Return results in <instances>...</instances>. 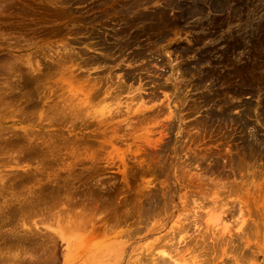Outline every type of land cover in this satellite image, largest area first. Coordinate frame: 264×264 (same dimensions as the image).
Here are the masks:
<instances>
[{
  "label": "rangeland",
  "instance_id": "374dc122",
  "mask_svg": "<svg viewBox=\"0 0 264 264\" xmlns=\"http://www.w3.org/2000/svg\"><path fill=\"white\" fill-rule=\"evenodd\" d=\"M0 264H264V0H0Z\"/></svg>",
  "mask_w": 264,
  "mask_h": 264
},
{
  "label": "bare ground",
  "instance_id": "6f19581e",
  "mask_svg": "<svg viewBox=\"0 0 264 264\" xmlns=\"http://www.w3.org/2000/svg\"><path fill=\"white\" fill-rule=\"evenodd\" d=\"M41 82V81H40ZM38 90V89H37ZM11 98V97H10ZM2 106V105H1ZM21 113H22V111H21ZM11 139V138H10ZM8 143V142H7ZM21 143H22V141H21ZM16 144V143H15ZM19 145H21V144H19ZM18 145V146H19ZM12 147V146H11ZM13 147H15V145L13 146ZM2 149V148H1ZM152 202V201H151ZM152 204H153V202H152ZM151 211V210H150ZM244 248V247H243ZM231 258V257H230ZM241 258H243V257H241Z\"/></svg>",
  "mask_w": 264,
  "mask_h": 264
}]
</instances>
